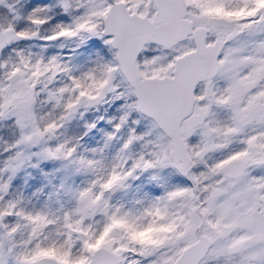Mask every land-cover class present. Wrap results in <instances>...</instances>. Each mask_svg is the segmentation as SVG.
I'll return each mask as SVG.
<instances>
[{"label":"snow or ice","instance_id":"1","mask_svg":"<svg viewBox=\"0 0 264 264\" xmlns=\"http://www.w3.org/2000/svg\"><path fill=\"white\" fill-rule=\"evenodd\" d=\"M0 264H264V0H0Z\"/></svg>","mask_w":264,"mask_h":264}]
</instances>
